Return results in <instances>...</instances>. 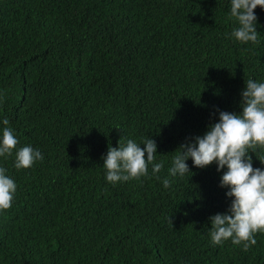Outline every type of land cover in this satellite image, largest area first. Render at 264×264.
Masks as SVG:
<instances>
[{"label": "trees", "instance_id": "1", "mask_svg": "<svg viewBox=\"0 0 264 264\" xmlns=\"http://www.w3.org/2000/svg\"><path fill=\"white\" fill-rule=\"evenodd\" d=\"M230 7L0 0V134L7 118L18 140L0 157L17 186L0 211V264H264V234L247 252L211 243L209 218L232 202L220 187L226 168L189 159L190 173L169 175L181 144L220 112L240 114L249 79L264 83V10H254L260 43L241 44ZM148 138L161 171L107 182L108 147ZM24 146L44 159L17 170ZM249 155L264 170V149Z\"/></svg>", "mask_w": 264, "mask_h": 264}, {"label": "clouds", "instance_id": "2", "mask_svg": "<svg viewBox=\"0 0 264 264\" xmlns=\"http://www.w3.org/2000/svg\"><path fill=\"white\" fill-rule=\"evenodd\" d=\"M258 7L264 10V0H231L229 18L238 23L231 36L241 44L260 43L254 13ZM241 97L240 114L220 112L219 122L210 125L203 136L179 146L169 175L183 177L190 173L186 163L189 159L198 169L213 163L217 166V172L226 168L220 179V187L228 189L226 196L232 198V202L226 214L209 218V236L213 246H221L231 240L233 245L242 246V250L247 252L256 245V234H264V170L253 168L249 155L257 149H264V83L249 79ZM2 123L0 157L7 158L13 155L18 140L9 126V120L5 118ZM156 155L157 145L150 138L142 144L131 139L126 144L118 141L117 147H108L107 155L103 158L106 181L113 185L139 181L148 175L149 165H152L154 175L159 173L164 165L163 161L155 162ZM43 159L39 150L24 146L15 152L14 167L17 170L29 169ZM260 163L264 165V162ZM162 183L168 188L171 181L165 178ZM16 188L14 180L0 167V211L12 206Z\"/></svg>", "mask_w": 264, "mask_h": 264}]
</instances>
